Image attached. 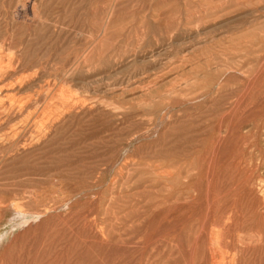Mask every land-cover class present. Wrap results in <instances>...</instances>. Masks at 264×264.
Listing matches in <instances>:
<instances>
[{"label": "rangeland", "instance_id": "374dc122", "mask_svg": "<svg viewBox=\"0 0 264 264\" xmlns=\"http://www.w3.org/2000/svg\"><path fill=\"white\" fill-rule=\"evenodd\" d=\"M0 88V264H264V0H0Z\"/></svg>", "mask_w": 264, "mask_h": 264}, {"label": "bare ground", "instance_id": "6f19581e", "mask_svg": "<svg viewBox=\"0 0 264 264\" xmlns=\"http://www.w3.org/2000/svg\"><path fill=\"white\" fill-rule=\"evenodd\" d=\"M19 88H20V85H14L13 87H11L10 90H15V89L18 90ZM0 90H1V88H0ZM10 90H9V89H4V90H2V91H0V92H3V91H4V92L8 93L7 91H10ZM4 94H5V93H4ZM207 172H208V171H207ZM22 229H23V228H22ZM8 238H9V237H8ZM8 240H9V239H8ZM11 240H12V239H11ZM11 240H10V241H11ZM10 241H9V242H10Z\"/></svg>", "mask_w": 264, "mask_h": 264}]
</instances>
